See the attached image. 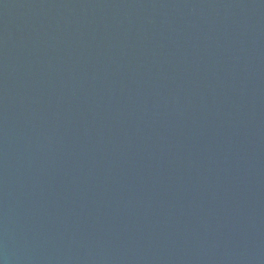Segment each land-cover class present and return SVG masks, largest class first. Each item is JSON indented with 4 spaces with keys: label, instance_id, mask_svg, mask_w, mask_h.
I'll return each instance as SVG.
<instances>
[{
    "label": "water",
    "instance_id": "1",
    "mask_svg": "<svg viewBox=\"0 0 264 264\" xmlns=\"http://www.w3.org/2000/svg\"><path fill=\"white\" fill-rule=\"evenodd\" d=\"M0 264H264V0H0Z\"/></svg>",
    "mask_w": 264,
    "mask_h": 264
}]
</instances>
